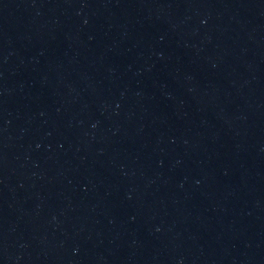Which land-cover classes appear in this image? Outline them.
<instances>
[{"label":"water","instance_id":"95a60500","mask_svg":"<svg viewBox=\"0 0 264 264\" xmlns=\"http://www.w3.org/2000/svg\"><path fill=\"white\" fill-rule=\"evenodd\" d=\"M264 195V0H0V264H138Z\"/></svg>","mask_w":264,"mask_h":264}]
</instances>
